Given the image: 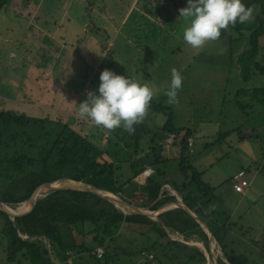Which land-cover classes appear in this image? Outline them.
I'll list each match as a JSON object with an SVG mask.
<instances>
[{"label":"rangeland","instance_id":"rangeland-1","mask_svg":"<svg viewBox=\"0 0 264 264\" xmlns=\"http://www.w3.org/2000/svg\"><path fill=\"white\" fill-rule=\"evenodd\" d=\"M0 5V109L32 117L59 118L61 122H71L80 131L92 128L94 124L79 115L77 104L86 98L87 91H83L86 79L94 77L95 68L100 69L112 60L117 73L155 86L152 101L169 107L174 126L194 129V143L184 152L185 161L202 171L201 180L211 188L210 213L215 212L219 223L223 222V216L233 221L232 231L225 228L222 233L229 231L235 240L231 246L242 251L236 240L243 233L264 247V224L263 227L261 224L264 218V104L256 102L251 93L234 95L240 88L264 86V76L257 72L247 82L239 76L235 56L244 45L248 46L246 29L238 42H230L225 36L193 49L182 39L186 22L178 16L186 0H6ZM263 7L264 0L263 5L257 4L251 9L244 25L264 26ZM35 22L46 30L43 35L37 33ZM49 34H54L53 42ZM55 45L56 52L51 53L50 48ZM259 45L261 52L264 34L259 37ZM173 68L183 79L176 102L169 104L163 93ZM94 81H98L97 77ZM89 87L96 90L92 84ZM66 88L70 91L66 92ZM235 100L245 107L240 108ZM152 108L149 104L141 120L147 128L139 146L151 147L150 137L154 133L156 152L160 151L163 156L177 155L181 134H176L173 143H167L157 128L165 122L168 113ZM172 164L175 168V163ZM238 168L245 171L249 181L245 192L251 195L235 211L240 213L241 222L237 214L229 217L236 197L230 175ZM184 175L187 174H178L175 169L171 173L181 180ZM256 199L261 214L253 213L252 207L249 215L241 212L243 206ZM136 200L132 198L130 202L138 204L134 203ZM2 223L0 217V229ZM117 233L121 241L129 243L126 244L129 249H134L132 244L142 239L122 225ZM189 240L186 238L185 243L190 245ZM213 249L218 261L219 249L216 245ZM115 254L118 257L113 259V264H145L142 255L136 252L125 254L116 250ZM72 259L68 260L71 264L95 262L89 258L82 261L77 256L73 262ZM0 264L29 263L19 255L7 261L0 245ZM192 264L206 263L195 259Z\"/></svg>","mask_w":264,"mask_h":264},{"label":"trees","instance_id":"trees-1","mask_svg":"<svg viewBox=\"0 0 264 264\" xmlns=\"http://www.w3.org/2000/svg\"><path fill=\"white\" fill-rule=\"evenodd\" d=\"M5 2L0 0L1 4ZM243 3L252 9L257 4L263 5V0H243ZM243 29L249 32L248 46L245 48L244 45L237 53L235 62L239 65L240 79L247 81L254 72L264 76V61L261 59L264 45L259 51V37L264 34V26L237 23L221 30L218 38L228 36L230 42H238L244 35ZM232 53L229 52L230 57ZM112 71L115 72L114 69ZM242 93H251L256 102L264 104V86L250 90L240 88L234 95ZM235 102L240 108L245 107L238 100ZM150 105L152 109L168 113L165 122L157 128L164 138L171 133L174 137L181 134L180 152L176 157L179 171L187 174L182 180L166 178V174L154 166L160 163V151L156 152L153 146L154 133L150 137L151 151L142 158L134 157L141 135L147 128L143 121L134 125L135 130L131 134L122 127L103 130L95 125L80 131L71 122H61L59 118L32 117L11 109H0V200L13 208L37 184L67 177L108 190L129 202L139 191L138 194L144 195V198L138 205L154 209L168 200H175L173 196L159 195L162 183L166 182L180 193L183 203L190 210L207 222L217 244L222 246V233L228 227L206 217L211 211L208 207L213 196L211 188L201 180L202 172L185 161L184 152L188 148L186 137L192 136L193 130L187 126H174L169 107L154 104L153 101ZM243 137L239 136L240 139ZM116 162L128 163L133 178L147 165L155 169L143 184L138 185L132 176L123 181L115 178ZM0 217L3 222L0 245L7 261H13L19 255L29 264H71L68 260L72 257L73 262L74 256H77L82 261L92 259L94 264H113V259L118 257L116 250L125 254L136 252L142 255L145 264H192L195 259H205L196 247L170 238L156 220L124 212L110 201L84 190L64 188L45 191L35 197L25 216L12 220L0 210ZM158 217L173 230L182 234L195 232L206 242L198 222L183 208L160 212ZM121 225L142 238L137 244H132L134 249L127 248L129 243L119 239L117 230ZM97 247L102 249L99 256L96 254ZM222 254L230 264H248L243 253L222 250ZM227 262L218 260L219 264Z\"/></svg>","mask_w":264,"mask_h":264},{"label":"clouds","instance_id":"clouds-1","mask_svg":"<svg viewBox=\"0 0 264 264\" xmlns=\"http://www.w3.org/2000/svg\"><path fill=\"white\" fill-rule=\"evenodd\" d=\"M251 11L243 0H186V6L178 10V16L186 22L182 39L193 49L200 48L206 41L216 40L221 30L246 22ZM98 79L96 90H88L86 98L77 104L79 115L105 130L122 127L131 134L156 94L155 86L107 68L101 70ZM182 79L178 70L171 69L168 87L163 93L167 103L176 102Z\"/></svg>","mask_w":264,"mask_h":264},{"label":"crops","instance_id":"crops-1","mask_svg":"<svg viewBox=\"0 0 264 264\" xmlns=\"http://www.w3.org/2000/svg\"><path fill=\"white\" fill-rule=\"evenodd\" d=\"M35 23H36V25H34V26H35V29H36L37 33L40 34V35H43L46 30H43L42 27L38 25L39 23H37V22H35ZM49 37L52 39V42L55 40L54 39V34H49ZM56 47L57 46L55 45V48L54 47L50 48L51 53H53V51L56 52ZM84 60L86 61V60H88V58L86 57V58H84ZM262 60L264 61V59H262ZM105 68L111 69V70L114 69L115 72L117 70V69H115L114 64H112V60H110V62H107V65L106 64L102 65V67L100 69L98 67L94 69V67H93V69L95 71V73H94L95 75L92 78L89 77L88 79H86V83L84 84V87L85 88L83 89V91H88L91 88V87H89L90 84H92V86H94V88H97L98 83H99V79H98L99 73L101 72V70H103ZM118 74H123V73L119 72ZM95 77H97V80H98L96 82L94 81L95 80ZM247 81H244V82H247ZM68 91H70V89L66 88V92H68ZM191 129L193 130V132H192V136H193V133H195V131H194L193 128H191ZM164 140H165V138H164ZM193 143H194V139H193ZM146 148L147 147H140L139 146L137 148V153L134 155V157H136V158L141 157L142 158V156L145 155L146 152L149 153L151 151L150 147H148L147 149ZM176 156H177L176 154L175 155H172L171 154V156H168V155L163 156L160 153V158H159L160 163H157V164L154 165V166H157L160 170H162L166 174V176H167L166 178H173L171 180H177V179H179V178H175L174 176H171V173H173V170L174 169H175V172H177L178 174H180V171L178 169V161H177V157ZM170 159H173V160L170 161ZM173 162L176 165L175 168H173V164H172ZM169 164H171V165H169ZM148 168L150 169V172H149L148 175H144V174H142V172H140L137 176H135L133 178V172L130 169L128 163H126V162L117 163L116 162L114 164V176H115V178L118 179V181H123V180L127 179L129 176H132V178H133L132 180H134L138 185H140V184H143L145 182V180H146L147 177H149L150 175H152V173H153V171L155 169V167H153L151 165H147L144 169H148ZM176 168H177V170L179 172L176 170ZM239 169H241V168H238L237 170H239ZM236 171H234V172L231 173L230 179H231V176ZM247 187L245 188V190L243 192H237L235 190L233 192L230 189L231 192H233V193L236 194V197H233V199L235 201H234V203L232 205V210L230 211L229 217L233 216L234 214H237L238 220L240 222L242 221L241 215H240V213L238 214L235 211H236V209L239 206L244 205L243 203L246 202L248 200V198L250 199V196L251 195H248V193L245 192L246 189H247ZM138 193H139V191L137 192V195H135V196L132 197V198H136L137 199L134 203H139L144 198V195H140ZM159 195H161V196L162 195H164V196H166V195L173 196L175 198V200H168V201L164 202L161 206H167V207H163L161 209L159 208V211L157 213L159 214L160 212H163V211H166V210H170V209L175 208V207H179L177 204H181V205L185 206L191 212V214L188 212L191 216H192V214L194 215V217L196 216V218H194L193 216L192 217L198 222V224L202 228V230H203V232L205 234L206 242H204L202 240V238L197 233H195V232H191V233H187V234H182V233H179L177 230H173L175 232V235H177V234L184 235V238H183L184 240L183 239L180 240V239H175V238L171 237L167 233V231L165 230L166 233H167V235L170 238L185 243V239L189 237L190 240L188 241V243H190V245H192V246L194 245V247H196L200 251H201V247L204 244L206 246V255H207V258L209 259V263L210 264H217L218 263L217 257L214 254V249H213L214 248V245H216V247H218L219 252L221 254V257H219L218 260L219 259H222L223 261L227 262L226 259L223 257V254H222V250H223V251H226V252L233 251V252L243 253L246 256L247 260H248V264H264V247L260 246L258 243H256V241L252 240L247 235L245 236L243 233H240V235H239L240 238L236 240L238 242L237 244L242 248V251H237V250H235L236 249L235 247L231 246L230 243H233L235 240L231 237V234L228 233L229 231L228 232H225L224 235L222 234V246H220L219 244H217V242H216L213 234L210 232V230L208 228L207 222L205 220H203L202 218H200L197 214H195L192 210H190L183 203V201L181 199L180 193L177 190H175L171 186L170 183H166V182L165 183H162L161 188H160ZM132 198H130V200ZM256 202H257V199L254 202L250 200V202H248V205L243 206L244 208H243V210H241V212L242 213L244 212V214H248L249 215L250 207H252V212L253 213H256V214L257 213H260L261 214V207L258 206ZM211 204L212 203H210L209 206H211ZM135 205H138V204H135ZM145 207L148 209V206H145ZM180 208H182V207H180ZM23 211H21V212H23ZM206 217H209V219H213L219 225H223L224 224L225 226L228 227L227 230L232 231V227L231 226H233V223H232L233 221H230L229 218H228V216H223L222 217L223 218V220H222L223 222H221V223L218 222L217 216L215 215V212L209 213V215L206 216ZM218 219L220 220V218H218ZM261 222H262L261 224H262V227H263L264 218H263V220ZM245 223H246L247 226H251L249 224V222H246L245 221ZM207 228H208L209 232L207 231ZM229 234H230V236H229ZM210 239H212L213 244L211 243ZM185 244H187V243H185ZM257 258H258V261H256ZM228 264H230V263H228Z\"/></svg>","mask_w":264,"mask_h":264},{"label":"water","instance_id":"water-1","mask_svg":"<svg viewBox=\"0 0 264 264\" xmlns=\"http://www.w3.org/2000/svg\"><path fill=\"white\" fill-rule=\"evenodd\" d=\"M60 179H64L68 185L64 186V187H56L53 188L51 190L54 189H64V188H72V189H78V190H84V191H88L91 192L95 195H98L108 201H110L111 203H113L117 208H119L120 210L124 211V212H130V213H137V214H142L145 216H148L149 218H152L154 220H156L157 222H159L164 229L167 231V233L175 238V239H180L182 240L184 238V235L182 234H177L175 235V232L173 231V229L167 225L166 223H164L159 217H158V211H159V207L154 208V209H147L138 205H135L121 197H119L117 194H114L108 190L105 189H101V188H97L93 185L87 184L85 182H82L80 180H75V179H71V178H67V177H63V178H58V179H54L52 181H44L41 182L39 184H37L27 195V197L22 201L25 206H28L27 210L25 212H23L22 214H16L14 212L11 211V208L9 206H7L4 202H2L0 200V210L5 213L9 218H11L12 220H15L16 218H21L23 216H25L27 213H29L32 205H33V201L35 199V197H37L38 195H40L42 192H45V186L53 181L56 180H60ZM43 190V191H42ZM51 190H47V191H51ZM179 207L184 208L187 212H189L191 214V212L183 205L181 204H177ZM192 216L194 217V215L192 214ZM196 218V216L194 217ZM207 231L209 232L208 228ZM201 253L203 254L204 258H205V263L206 264H210L209 263V259L207 258L206 255V246L203 244V246L201 247Z\"/></svg>","mask_w":264,"mask_h":264},{"label":"built area","instance_id":"built-area-1","mask_svg":"<svg viewBox=\"0 0 264 264\" xmlns=\"http://www.w3.org/2000/svg\"><path fill=\"white\" fill-rule=\"evenodd\" d=\"M174 138V133L169 134L165 141L167 143H171ZM186 144L189 149L192 148L193 145V137L187 136L186 137ZM150 172V169L144 170L143 174L148 175ZM231 185L232 188L237 192H243L245 188L249 185V181L245 178V171L243 169L237 170L232 176H231ZM102 253V249L100 247L96 248V254L99 256Z\"/></svg>","mask_w":264,"mask_h":264},{"label":"bare ground","instance_id":"bare-ground-1","mask_svg":"<svg viewBox=\"0 0 264 264\" xmlns=\"http://www.w3.org/2000/svg\"><path fill=\"white\" fill-rule=\"evenodd\" d=\"M58 181H59L60 184H58ZM64 182H65L64 179L53 181V182L47 184L45 186V189L44 190L47 191V190H51V189L56 188V187H64V186H67L68 183L67 182L64 183ZM163 207H167V206H160L159 208L161 209ZM27 208H28V206H25V204L23 202H21L20 207H16L15 209H12L11 208V211L14 212V213H16V214H22L23 212H25L27 210ZM21 211H23V212H21Z\"/></svg>","mask_w":264,"mask_h":264}]
</instances>
